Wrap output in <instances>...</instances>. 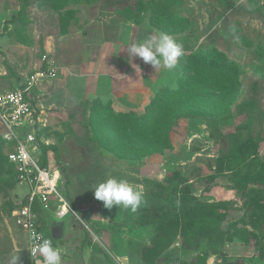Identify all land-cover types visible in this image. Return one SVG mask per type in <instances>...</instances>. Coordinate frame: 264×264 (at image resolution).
I'll return each instance as SVG.
<instances>
[{"label":"rangeland","instance_id":"rangeland-1","mask_svg":"<svg viewBox=\"0 0 264 264\" xmlns=\"http://www.w3.org/2000/svg\"><path fill=\"white\" fill-rule=\"evenodd\" d=\"M52 1L60 8H53ZM67 1L0 0V89L15 85L34 71L41 54L52 52L59 69L55 78L38 84L43 93L38 100L44 106L45 118L39 136L58 148L60 161L50 152L54 159L49 162L62 165L65 170L68 183L63 186L61 182V193L75 207L94 217L95 225L87 215L81 218L83 223L87 220L89 230L99 231L100 236L106 233L97 241L108 255L101 257L99 264H149L141 249L156 231L152 215L157 210V201L143 193L142 181L149 176L162 180L171 171L181 179H188L184 187L190 195L201 201L228 203L222 206L219 215L190 216L193 220L188 221L187 229L179 228L155 264H168L169 260L172 264H195L196 257L204 251L214 264H264V200L255 209L247 191L234 187L233 173H215L208 158L218 154L219 145L228 133L239 127L247 128L254 119V128H260L262 136L258 157L264 162V114L260 121L255 120L254 114L258 110L264 112V58L259 59L261 55L244 45L239 37L244 34L254 46L260 43L264 47V20L248 12L257 6L264 10V0H235L234 9L226 8L219 0H154L149 7L145 5L148 0H69L64 6ZM130 13L141 17L139 23L125 18ZM170 14L185 18L184 30L167 33L183 44V57H196L201 49L218 47L236 65L239 86L223 116L211 115L215 111L213 98L186 99L182 105L176 104L170 117L172 149L136 158L141 150L131 149L129 136L121 140L123 133L108 123L102 124L107 115L112 118L117 114L101 98L97 78L89 77L97 69L85 67L95 61L103 40L129 47L148 36L165 33L151 23V18L161 20ZM125 55V51H118L113 58L118 62ZM180 62L172 72L163 68L156 71L145 64L137 78H124L122 82L127 87L141 83L143 88L141 98L136 89L129 95L131 108L126 114L133 112L140 116L145 109L139 106L154 96L160 85L175 84L176 77L183 75ZM114 73L118 77L122 71ZM116 84H120L118 78L110 85ZM228 98L232 100V96ZM237 104L240 111L235 107ZM1 132L0 124V147L5 154L9 147L1 139ZM110 146L125 151L130 158L110 151L107 148ZM214 174H218L217 178ZM0 175V180L5 181L0 185V264H9L11 254L27 256V239L15 226L12 211L25 198L28 186L16 184L4 168H0ZM109 178L126 179L143 193L144 202L136 212L118 206L107 209L95 199V187ZM213 181L219 185L206 190ZM248 186L259 185L252 182ZM167 197L163 194L159 203L169 205ZM77 215L70 213L63 220L70 222L74 217L78 225H83ZM252 220L260 225L257 230L249 224ZM12 239L17 243V251ZM28 261L31 264L30 258Z\"/></svg>","mask_w":264,"mask_h":264},{"label":"trees","instance_id":"trees-1","mask_svg":"<svg viewBox=\"0 0 264 264\" xmlns=\"http://www.w3.org/2000/svg\"><path fill=\"white\" fill-rule=\"evenodd\" d=\"M153 1L154 0H148L145 5L149 7ZM219 1L223 2L226 8H235V0ZM68 2L69 0L66 4L63 3V5H67ZM52 6L55 9L60 8L55 1H52ZM248 12L264 20V10H262L261 7L257 6L256 9H251ZM125 18L132 19L138 23L141 19L136 13L125 15ZM158 18L159 17H152L151 23L155 24L165 33H176L185 29V18L182 16L170 14L162 16L161 20ZM239 37L244 45L251 48L253 47V51L261 55L259 59L264 58L262 57L264 47L260 43L254 46L253 42L250 41L246 35H239ZM180 60V67L182 68L183 75L177 76L175 84L173 85L160 86L161 88L156 91L140 116H137L133 112H129L128 114H126V112H118L116 113L117 115L114 114L115 116L112 118L107 115L102 121V124L108 123L111 125V128L115 129L120 134L123 133V135H120L121 140L129 136L132 140L131 149L136 152L137 150H141L140 153L134 156L136 158L145 154H164L165 151L172 149L170 140L172 122L170 123V117L173 114L172 108L176 104L182 105L186 99H198L199 97L213 98L215 101V111H212L211 115L220 116L225 110L229 111L227 110L228 102L235 99L233 93L239 86L238 72L236 65L227 57L225 51L214 46V48L208 50L201 49L196 57L191 55L189 57H182ZM41 67H44V63L41 64ZM164 87L167 88L165 89ZM229 96H232V100L229 98L226 99V97ZM27 97L31 100L32 104L38 101L36 87L30 90ZM244 105L245 103H243V106ZM235 107L240 111V105L238 106L237 104ZM254 114L256 115L255 120L257 118L256 121H260L263 118L264 112L258 110ZM252 120L253 124H250L247 128L239 127L238 130L228 133L219 145L218 154L208 158L215 168V173L232 172V180L236 184H234V187L239 188L243 192L247 191V194L251 196V205H253L255 209H259L260 201L264 200V162L260 161L257 150L258 143L262 140V136L260 128L255 129V121L254 119ZM115 122L119 123V126L116 125ZM127 126L128 129H126ZM41 129L42 128H39L37 130L36 136L41 150L40 164L46 166L47 154L49 151L53 153L55 160L59 162L58 148L55 145L46 144L44 141H41V137L39 136ZM107 148H109L110 151H115L121 157H129L125 151L116 150L114 146ZM56 166L60 172L59 190L63 192L61 182H63L64 186L68 183V178L65 175L63 166L60 165L59 167L57 163ZM0 168L6 169L17 184L14 166L8 161L6 154L2 153L1 147ZM217 175L214 174L213 177L217 178ZM185 181H188V179L184 180L179 178L175 171H171V173L166 175L162 180L157 179V177L152 178L149 176L142 181L143 193L146 196H151L153 201H157L155 205L157 210L155 209V211H153L154 215H152L154 218H152V221L156 223V231L151 237L150 242L143 245L141 249L145 262L149 264H155L162 252L172 243L177 232H179V228L182 230L185 228L187 229L188 221L193 220L190 216L200 214L201 216L207 217V214L211 215L213 213L219 215V210H221L223 205L228 203L224 201H201L198 197L189 194V190L184 187ZM252 182L259 186L249 187L248 184ZM2 183L4 184L5 181L0 180V185ZM216 185H219V183L213 181V183L208 184L205 188L209 191ZM163 194L168 196L167 202L169 205L159 203ZM177 194H179V197ZM245 197L246 196H243V198ZM69 203L72 208H75L72 201L69 200ZM11 206L13 207L14 205ZM34 208L36 209V205ZM249 224L255 230L260 227L254 220ZM39 228L43 231L41 226H39ZM45 234L52 240L54 245V239L46 232ZM209 257L206 251L203 253L201 252L196 257L197 263L195 264H206ZM168 264H172V261L169 260ZM181 264L186 263L184 262ZM190 264L193 263L190 262Z\"/></svg>","mask_w":264,"mask_h":264},{"label":"built area","instance_id":"built-area-1","mask_svg":"<svg viewBox=\"0 0 264 264\" xmlns=\"http://www.w3.org/2000/svg\"><path fill=\"white\" fill-rule=\"evenodd\" d=\"M42 63L44 67H41ZM57 69L53 57L44 52L40 57L39 66L28 74L20 85L0 90L1 139L9 147L5 154L14 166L17 184L28 186L24 200L12 213L15 225L27 237L30 257L31 239L38 236L49 239L39 228L40 223L34 206L38 204L40 209L50 210L52 202L55 201L57 206L53 213L58 219L74 212L69 201L59 190L60 172L57 166L54 163L52 165L48 157L46 166L40 164L41 150L36 139L38 128L35 125L38 105L32 104L27 97L33 87L55 78ZM44 142L48 144L47 141ZM206 264L214 263L207 261Z\"/></svg>","mask_w":264,"mask_h":264},{"label":"crops","instance_id":"crops-1","mask_svg":"<svg viewBox=\"0 0 264 264\" xmlns=\"http://www.w3.org/2000/svg\"><path fill=\"white\" fill-rule=\"evenodd\" d=\"M127 48L128 47L119 45L114 40H108V39L103 40L99 46V51H98L95 61H93V63L91 62L90 65L85 67L86 70L89 67L97 69L94 71L95 73L90 74L89 77L91 76V78L93 77L97 78L98 82L96 84L99 85V89L101 90L100 96L101 98L106 99L109 102V108L111 109V112L115 114L118 112H128L127 110L131 108V105L129 102L130 101L129 95H131V92L133 90L135 89L138 90V93H139L138 95L140 96V98L142 97L141 95H142L143 88H142L141 83L140 85H133L132 86L133 88L132 87L129 88L127 87L128 85L122 82V80L124 81V78H126L127 80L132 79L134 77L137 78V75L141 74V70L145 68V63L143 61H140L139 59H135L134 57L129 56ZM118 51L119 52L125 51L126 55L123 58H121V61L117 62L114 60L113 55L116 54ZM47 53L53 56L51 51L48 50ZM39 63H40V60L38 61V63H36L34 70L39 66ZM115 65H119L121 68L116 69L117 67H115ZM58 69H57V74H58ZM115 70L122 71V73L117 77L116 73H114ZM28 74L29 73L25 74L24 77L20 79L16 85H20V83L24 80V78ZM121 77H123V79H121ZM115 78L119 79L120 84H116L113 87V85H110V84L115 81ZM16 85H13L12 87ZM12 87H9V88H12ZM38 87L39 85L36 86V90H37V97L39 99L40 96L43 95V93L40 91ZM3 89H6V88H3ZM152 97H148L149 99L147 98V100L143 101L144 103L140 105L139 107L145 109V106L149 102L148 100H150ZM35 104L38 105L35 125L39 129L43 127V123L45 120L44 116L42 115L44 112L42 107L44 106L40 102V100L36 101ZM136 108L138 107H135V109ZM143 112L144 111H142L141 113ZM50 152L51 151H49L47 154V157L49 160L54 159L52 152H51V155L53 157H50ZM56 206H57V203L53 201L52 208L50 210H42L40 209L39 205L36 204V212H37L40 226L43 229V232L45 231L47 234H49L51 238L54 239V246L58 247L61 250L62 264H99L101 257H104L105 254L107 255V252L106 250H103V249L101 250L100 245L97 243V241H99L100 239L99 237H102V238L105 237L106 233H102V236H100L99 231L94 232V230H89V228L85 224L87 223V220L85 219L86 221L84 223L82 222V219H83L82 216L87 215L85 209H81L80 207L73 208V211H74L73 213L76 215L77 214L79 215V216L77 215V217H80V220L83 224V225H78L74 217H71L69 219V220H72L70 222H68L67 220L65 222V220H63L64 218L62 219L56 218L53 213V210L56 208ZM41 214H43L42 219L40 218ZM87 216L90 218L91 223L95 225L96 222L93 220L94 217L91 215H87ZM18 230L21 231L20 229ZM23 233L24 232L21 231V234ZM24 237L27 239L25 233H24ZM12 242H13L15 250L17 251L18 246H17L16 241L12 239ZM102 247L106 249L104 246ZM15 255H19V253H16ZM19 257L20 259H19L18 264H27V263L29 264V261H28L29 258H30V263L33 264L31 257L29 256L28 258V251H27V256L25 255L26 258H24L22 254H20ZM207 261L214 263V260L211 259V257ZM123 262H126V260L123 259Z\"/></svg>","mask_w":264,"mask_h":264},{"label":"clouds","instance_id":"clouds-1","mask_svg":"<svg viewBox=\"0 0 264 264\" xmlns=\"http://www.w3.org/2000/svg\"><path fill=\"white\" fill-rule=\"evenodd\" d=\"M127 51L129 56L140 58L156 71L163 68L168 72L176 69L178 61L185 54L183 44L167 33L148 36L141 42L131 44ZM94 197L102 201L107 209L118 206L133 213L144 202L143 193L126 179L104 180L95 187ZM30 246L33 264H62L61 250L53 245L52 240L38 236L30 240ZM19 259V255H11L9 264H18Z\"/></svg>","mask_w":264,"mask_h":264},{"label":"bare ground","instance_id":"bare-ground-1","mask_svg":"<svg viewBox=\"0 0 264 264\" xmlns=\"http://www.w3.org/2000/svg\"><path fill=\"white\" fill-rule=\"evenodd\" d=\"M55 175L57 176V175H58V173H55Z\"/></svg>","mask_w":264,"mask_h":264}]
</instances>
